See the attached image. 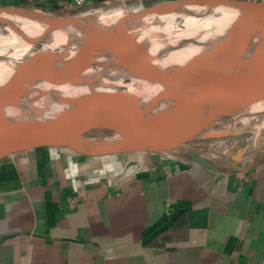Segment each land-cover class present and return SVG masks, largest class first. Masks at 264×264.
Segmentation results:
<instances>
[{
	"label": "crops",
	"instance_id": "0c3cea01",
	"mask_svg": "<svg viewBox=\"0 0 264 264\" xmlns=\"http://www.w3.org/2000/svg\"><path fill=\"white\" fill-rule=\"evenodd\" d=\"M130 1L141 0L85 7ZM7 8L67 6L0 0ZM188 145L130 158L50 150L0 160V264H264V155L216 162Z\"/></svg>",
	"mask_w": 264,
	"mask_h": 264
},
{
	"label": "water",
	"instance_id": "95a60500",
	"mask_svg": "<svg viewBox=\"0 0 264 264\" xmlns=\"http://www.w3.org/2000/svg\"><path fill=\"white\" fill-rule=\"evenodd\" d=\"M202 7L209 9H238L241 17L233 24L209 37L202 44L192 75L182 80L169 69L162 70L144 61L129 58L125 51L129 40L128 28L144 17H159L175 9ZM45 11L7 8L0 9V23L14 15L40 16ZM52 17L70 19L45 12ZM77 46H92L110 55L129 59L140 70L139 76L116 88H85L80 98L85 102L78 120L35 117L27 122L48 121L46 126L28 130L18 126L0 106V160L24 152L57 150L76 153L83 146L107 158H130L146 154H163L179 150L194 139L205 134L211 138L223 135L209 131L223 120L233 121L240 113L264 98V1L246 0H162L137 9L121 25L114 38L104 36L98 30H83L70 34L61 46L48 52H35L14 62L0 77V94L9 92L11 86L24 75L26 69L37 65L43 83L62 89L69 80H51L47 64L52 60H66L65 52ZM222 47L232 48L233 56L228 64L229 84L219 88L208 77L209 62ZM152 92L164 93L178 101L192 103L203 108V113L194 117H181L159 109L128 108ZM153 120L157 127L150 142L136 149L116 133L137 123ZM98 131L110 135L98 136ZM85 156L86 154H78ZM246 155L241 150L234 157L241 162ZM190 157L210 170L218 167L198 153Z\"/></svg>",
	"mask_w": 264,
	"mask_h": 264
},
{
	"label": "bare ground",
	"instance_id": "6f19581e",
	"mask_svg": "<svg viewBox=\"0 0 264 264\" xmlns=\"http://www.w3.org/2000/svg\"><path fill=\"white\" fill-rule=\"evenodd\" d=\"M139 8L94 11L70 19L52 17L45 12H42L45 16H10L6 32L0 30V77L14 62L26 56L58 49L70 34L94 29L114 38L123 22ZM216 13L220 16L216 17ZM241 15L242 11L238 9L193 7L175 9L155 18L147 16L128 28L129 40L125 51L132 61H144L162 70L169 69L182 80H187L192 75L204 41L233 24ZM178 18L184 21L185 27L181 28ZM37 43H42V48L32 52ZM65 54L66 60H52L47 64V74L51 80H69L70 85L62 89L48 86L41 81L35 64L26 69L8 93L0 94V106L18 126L35 130L49 123L27 122L35 117L78 120L85 106L79 95L85 88L120 87L141 73L129 59L106 54L92 46H77ZM232 56V48L222 47L209 62L208 77L219 88H226L229 84L228 64ZM128 109H159L181 117L198 116L204 111L198 105L178 101L161 92H152ZM262 113L264 98L240 113L233 120L231 129ZM156 127L155 121L148 120L116 134L134 148L141 149L150 142ZM78 152L102 155L88 146L81 147Z\"/></svg>",
	"mask_w": 264,
	"mask_h": 264
},
{
	"label": "rangeland",
	"instance_id": "374dc122",
	"mask_svg": "<svg viewBox=\"0 0 264 264\" xmlns=\"http://www.w3.org/2000/svg\"><path fill=\"white\" fill-rule=\"evenodd\" d=\"M162 0H141L130 2H112L109 4H100L95 7H83L77 9L76 12L70 13V9L59 10L54 12L55 14L62 16H77L84 15L86 13H95L105 10L124 8L132 9L137 7H145L153 5ZM121 6V7H120ZM104 8V9H103ZM95 11V12H94ZM216 17L220 14L216 13ZM178 18L177 22L181 26H184V21ZM7 24L0 23V30L5 33ZM42 48V43H37L33 46L32 52L38 51ZM28 57V56H26ZM24 57V58H26ZM233 121L223 120L213 129L209 131L210 134L223 135L220 138H211L203 134L189 143L187 152H192V149H198L199 152L207 155L210 159L219 162L224 157H229L231 154H235L241 150H245L248 155L262 154L264 155V113L251 117L245 122H240L234 130L231 129ZM98 136L110 135L107 131H98L95 133ZM225 153V156L223 155Z\"/></svg>",
	"mask_w": 264,
	"mask_h": 264
},
{
	"label": "built area",
	"instance_id": "2783aa9c",
	"mask_svg": "<svg viewBox=\"0 0 264 264\" xmlns=\"http://www.w3.org/2000/svg\"><path fill=\"white\" fill-rule=\"evenodd\" d=\"M249 2H260L264 0H246ZM58 5L61 7L67 6V8H76V9H82L86 4L89 2V0H57Z\"/></svg>",
	"mask_w": 264,
	"mask_h": 264
}]
</instances>
